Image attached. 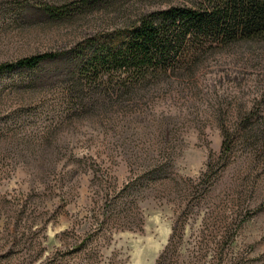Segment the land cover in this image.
I'll return each instance as SVG.
<instances>
[{"label": "rangeland", "instance_id": "obj_1", "mask_svg": "<svg viewBox=\"0 0 264 264\" xmlns=\"http://www.w3.org/2000/svg\"><path fill=\"white\" fill-rule=\"evenodd\" d=\"M188 2L0 0V65L59 55L0 72V264H264V42L127 90L75 71Z\"/></svg>", "mask_w": 264, "mask_h": 264}, {"label": "trees", "instance_id": "obj_2", "mask_svg": "<svg viewBox=\"0 0 264 264\" xmlns=\"http://www.w3.org/2000/svg\"><path fill=\"white\" fill-rule=\"evenodd\" d=\"M188 1L144 15L125 41L80 46L73 53L76 74H92L103 82L104 73H117L116 83L127 90L187 67L207 51L264 42V0ZM58 57L53 53L26 57L0 65V72L33 69ZM161 263L160 257L157 264Z\"/></svg>", "mask_w": 264, "mask_h": 264}]
</instances>
